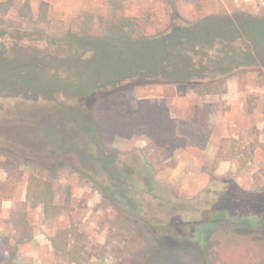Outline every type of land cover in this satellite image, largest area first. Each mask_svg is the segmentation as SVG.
Returning <instances> with one entry per match:
<instances>
[{"label": "rangeland", "instance_id": "obj_1", "mask_svg": "<svg viewBox=\"0 0 264 264\" xmlns=\"http://www.w3.org/2000/svg\"><path fill=\"white\" fill-rule=\"evenodd\" d=\"M24 1L14 0L11 9L0 14V89H4L0 91V180L18 177L13 197L0 199V264H74L56 258L48 238L71 221L84 234L87 264H143L149 257L150 264H204L201 254L206 247L207 253L213 251L217 264H264V239H257L259 234L251 232L253 229H247L248 233L234 227L227 232L218 227L201 246L181 237L182 233L195 239V228L177 223L166 226L168 241L155 244L149 229L77 171V147L60 153L54 143L58 132L65 139L80 135L86 120L82 108L95 110L100 121L132 120L149 116L154 112L150 106L157 103L180 117L188 113L189 105L207 100L215 137L206 142L192 138L186 144H169L168 156L162 157L150 146L146 132L129 131V137L116 135L113 139L110 152H117V165L132 171V178L141 184L140 175L151 172L144 156L153 153L158 167L154 177L165 186L168 200L147 195L143 201L152 214L164 220L190 207L203 209L214 204L217 195L203 192L210 175L234 177L248 190L264 185L262 148L257 147L253 159L243 167L236 158L215 164V153H211L213 148H226L231 137L242 147L255 140L264 142V59L257 65L234 64L225 73L210 74L224 77L223 88L200 96L194 92L197 79L190 77L189 65L191 58L197 64L200 57L190 43L174 54L157 52L154 42L141 47L151 40L160 41L173 28L179 27L177 32L205 24L215 30L217 17L264 16V0H125V14L137 18L139 30L132 39L121 42L103 36L107 0H46L45 23L36 20L41 0H29L32 18L18 15ZM78 38L85 41L84 50ZM249 42L241 37L234 47L246 49ZM221 47L214 40L209 54L219 55ZM148 67L158 68L157 77L142 76L151 74ZM89 91L83 99L78 95ZM228 119L229 128L222 129L228 136L219 137L220 121ZM30 174L50 179L56 201L66 209L53 219H44L40 206L28 208L34 237L20 244L12 257L8 247L14 244L13 228L7 218L15 202L25 199ZM103 180L107 181L98 179ZM190 214L194 212L186 213ZM151 231L157 232L159 227ZM134 233L142 240L139 248L127 241Z\"/></svg>", "mask_w": 264, "mask_h": 264}, {"label": "trees", "instance_id": "obj_2", "mask_svg": "<svg viewBox=\"0 0 264 264\" xmlns=\"http://www.w3.org/2000/svg\"><path fill=\"white\" fill-rule=\"evenodd\" d=\"M125 0H107L109 14L103 27V36L106 40L112 42H121L130 40L138 34L139 24L136 17L125 14ZM14 5V0L0 1V14H6ZM49 3L41 0L38 5L37 21H48ZM18 15L23 18H32V5L29 0H25L17 9ZM215 30L203 24L189 29L182 28L174 33L166 43L157 40H151L142 45V48L148 46V43H155L157 52L175 53L182 45L190 43L196 56L200 59L189 60L192 74L190 77L196 80V92L198 95H206L221 90L224 85V77L216 78L212 73H225L226 69H232L234 64L257 65L264 59V16H254L245 14L237 16L235 19L230 16L217 17ZM241 37L250 40L246 49L235 48V42ZM214 40L222 46L219 55L209 54ZM78 44L83 48L85 41L77 39ZM199 43H206L202 47ZM242 50L244 52H242ZM243 54V55H242ZM161 62V66L165 62ZM264 64V63H263ZM149 68V67H148ZM161 68V67H160ZM151 74H142V76L157 77L156 67H150ZM23 77V76H22ZM2 88V87H0ZM4 89H0L3 91ZM20 93V90L15 92ZM3 93V92H0ZM87 93L78 94L81 99L87 97ZM95 102V104H94ZM93 108L99 102L94 101ZM151 105L149 116H142L139 119L132 120L116 119L114 121H103L95 114V110L89 113L86 108H82L80 113L84 114L85 119L80 127V135L74 139H65L58 132L55 133L54 143L60 153L71 151L76 148L77 171L84 175L88 180L94 183V186L101 190L102 194L119 204L136 222L149 229L154 243L157 241H168L169 234L166 226L182 223L186 229H196L195 239L189 238L181 233L182 239H190L199 245H205L209 241L211 230L223 227L230 232L234 227L242 229H253L257 239H264V185L254 189H244L231 176L215 178L210 175V184L203 192H210L217 195L216 202L210 207L196 209L193 207L184 209L182 213L171 216L168 220L156 217L146 206L143 198L147 195L158 200H168L165 196V186L159 185V181L154 177L158 173V167L154 161V155H145L146 164L150 167V175H140L142 183H137L132 178V171L119 167L116 163L117 152H110L113 139L116 135L129 137V131L146 132L149 144L154 152L161 153L162 157L168 156L167 147L175 143L186 144L187 138H184L177 132L175 120L170 116L167 105ZM161 107V108H160ZM208 109H200L197 113L195 122V131L204 140H209L212 133V125L208 121ZM78 117V116H77ZM141 125L142 128H141ZM131 135V133H130ZM257 147L264 150V142L255 140L244 147L240 145L237 138H229L226 148L218 147L213 157V163L218 164L222 160L238 159L240 167L246 165L253 159L254 151ZM109 150V152L106 151ZM58 158V157H57ZM59 159V158H58ZM69 159V158H68ZM264 177V167L261 169ZM99 177L107 181H98ZM18 177L12 176L4 181L0 180V199L11 198L16 190ZM41 207L44 219H53L66 209V206L56 201V192L50 179L40 178L35 174H30L27 179L26 196L24 200H17L10 209L7 221L13 228L14 244L9 246L10 255L16 256L20 244L33 239L34 229L27 216L28 208ZM189 211L194 214L186 215ZM196 213V214H195ZM159 227V231L151 229ZM52 252L56 258L62 259L67 263L87 264L88 257L85 254L84 234L79 230L75 222L71 221L67 226L59 227L49 237ZM128 243L139 246L141 238L137 233L127 239ZM176 244V243H175ZM262 245V244H261ZM207 249V247H206ZM205 249L201 254L204 264H217L213 251ZM150 257L143 264H150Z\"/></svg>", "mask_w": 264, "mask_h": 264}, {"label": "crops", "instance_id": "obj_3", "mask_svg": "<svg viewBox=\"0 0 264 264\" xmlns=\"http://www.w3.org/2000/svg\"><path fill=\"white\" fill-rule=\"evenodd\" d=\"M196 94V89L194 91ZM198 95V94H197ZM208 94H206L205 96H207ZM208 107H211V102L207 101V100H203L196 103V104H192V105H189V111H187L188 113L183 115V116H180V117H177L173 111L170 110V114L172 116V118L175 120L176 122V126H177V132L178 134H180L181 136H183L184 138H187V139H192V138H195V139H200L204 142H206L200 135H198L195 131V122H196V119H197V113L199 112L200 109L202 108H206L208 109ZM208 121L209 123L212 125L214 124V119L211 118V115L210 113L208 114ZM229 121L228 120H222L220 121V125H221V133L219 135V137H225V136H228L227 134H225V132L223 133L222 132V129L225 130V128H229V126L226 124V122ZM222 123H224V126L222 125ZM215 131L212 129V133L210 134V138H213L215 137ZM216 148H213L212 149V154L216 153Z\"/></svg>", "mask_w": 264, "mask_h": 264}, {"label": "water", "instance_id": "obj_4", "mask_svg": "<svg viewBox=\"0 0 264 264\" xmlns=\"http://www.w3.org/2000/svg\"><path fill=\"white\" fill-rule=\"evenodd\" d=\"M178 28L179 27L173 28L169 33H167V34H165L163 36H160L159 40L162 41L163 43H165V39H167L168 37L172 36Z\"/></svg>", "mask_w": 264, "mask_h": 264}]
</instances>
